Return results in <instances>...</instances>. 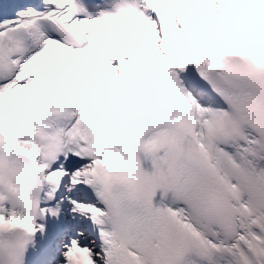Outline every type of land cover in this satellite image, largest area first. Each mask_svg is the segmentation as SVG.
I'll list each match as a JSON object with an SVG mask.
<instances>
[{
  "label": "snow or ice",
  "instance_id": "obj_1",
  "mask_svg": "<svg viewBox=\"0 0 264 264\" xmlns=\"http://www.w3.org/2000/svg\"><path fill=\"white\" fill-rule=\"evenodd\" d=\"M0 264H264V0H0Z\"/></svg>",
  "mask_w": 264,
  "mask_h": 264
}]
</instances>
